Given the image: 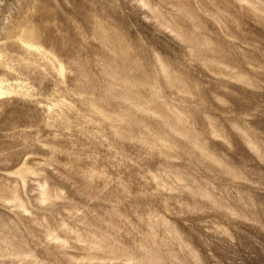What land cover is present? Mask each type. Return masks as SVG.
<instances>
[{"label":"rangeland","instance_id":"374dc122","mask_svg":"<svg viewBox=\"0 0 264 264\" xmlns=\"http://www.w3.org/2000/svg\"><path fill=\"white\" fill-rule=\"evenodd\" d=\"M0 264H264V0H0Z\"/></svg>","mask_w":264,"mask_h":264}]
</instances>
